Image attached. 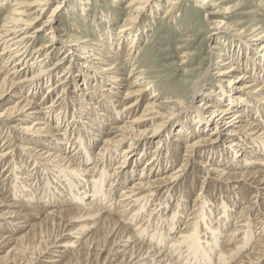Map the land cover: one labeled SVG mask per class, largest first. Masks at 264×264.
Instances as JSON below:
<instances>
[{"label":"bare ground","instance_id":"1","mask_svg":"<svg viewBox=\"0 0 264 264\" xmlns=\"http://www.w3.org/2000/svg\"><path fill=\"white\" fill-rule=\"evenodd\" d=\"M3 1L0 0V3ZM49 1L18 0L13 4L11 15L3 18L0 16V59L7 56L22 60L20 62L14 59L18 63H14L9 69V71L12 70L13 75L10 74L12 77L6 75L0 68V89H3V93H0V107L6 102H11L10 106L0 112V118L7 115L10 120L21 121L20 130L24 133L19 140L12 141L10 133L7 131L4 135L2 132L5 129L0 128L3 147L8 143L4 149L9 150L4 152L5 150L2 149L0 152V175L3 176L6 167L8 168L6 166L8 153L15 154L22 150L36 159L32 164L34 171L35 166L39 168L41 165V160L51 164L55 169L47 168L43 164L46 168L44 175L48 177V181L57 182L53 188L50 185L51 181L47 184L43 183L53 192L52 195L56 196V199L52 197L51 200L47 198L48 195L47 199L42 200V196L39 198L35 190L36 186L32 184L18 187L15 196L5 195L0 191V264H264V155L255 153L259 145L256 147L253 143L251 144V140L259 142L264 150V127L255 122L257 119L253 120L254 118L251 119L245 114L246 109H250V102L246 98L251 93L248 89L255 84H246L251 75L237 76L238 85L234 86L232 91L224 84L222 85V89L217 91L222 105H218L219 103L218 106L214 105L215 100L208 99V96L213 94L214 89L211 90L209 94H206L208 100L202 103L204 105L201 106L202 108L193 104L194 99L202 93L205 86L200 82L203 78H199L193 87L191 103L181 112L185 115L182 118L183 121L180 120L175 127L171 126L167 129L169 122H166V118L170 108L157 103L156 98L159 93L157 94L155 90L147 98L146 108L141 116L136 118L134 116L131 120L126 119L128 112L131 113L139 107L138 103L141 102L149 87L148 84L146 88L139 87L145 81L139 72V74L134 72L135 68L131 69L127 80L133 78L129 88L138 87V89L133 91L125 89L121 94L120 85L123 86V81L117 75L116 66L108 64L103 58L102 51V53L91 52L87 56H82V62L74 63L69 67L74 66L75 71H80L84 77L83 83L76 87L72 86L70 91L69 88L64 91L63 86H69L73 81L67 80L65 83L60 81L67 72L53 80L50 68L40 67L38 71L31 73L32 64L30 63L29 66L27 61L23 63L27 53L25 50L24 52L19 50L21 45L35 41L40 34L52 36L53 43L62 40L58 38V29L54 22L63 3L62 0H58L47 14ZM196 1L206 11H211L217 2V0ZM147 2L148 0H131L127 7L138 15L144 3ZM168 3L167 12L172 6L178 4V0H170ZM133 18L132 16L130 20ZM105 21L111 25L108 17ZM34 24L36 26L30 29V26ZM125 32H127L126 35L129 34V29ZM105 35H107L105 48L109 47L111 50L115 42L117 43L116 38L111 30ZM136 35L133 42L140 40L137 33ZM263 36L264 34H261L258 38ZM222 41L225 47L229 45L225 42L226 40ZM121 44L118 42V50ZM74 46L68 51L69 56H77L78 51L85 48ZM259 49L262 52L258 58H255L254 50L250 54L246 50L247 58L238 54H234L233 58H236L241 67L252 69L253 73H251L257 79L262 78L263 83L264 42ZM38 50L41 51L42 48L39 47ZM229 52L231 51L226 48L222 54L232 57ZM228 63L225 62L224 65ZM237 70L239 65L234 64L230 69L222 70L220 73L233 74ZM45 83L48 88L43 98H49L51 102L50 100L44 102L43 99L35 101L29 98L31 96L28 95V97L21 92L23 84L41 91ZM99 89L113 102H115L114 99L117 102L121 98L131 101L127 107L128 112L125 113L127 109L119 108L121 111L118 116L121 115L123 123L112 127V129L116 128L112 135L105 133L103 137L100 134L103 130H100L98 126L100 121L96 122L95 119L93 123L89 116H87L88 120L84 121L88 114L86 110L94 104L93 100L96 94L98 95ZM58 91L63 92V95L58 98L62 101L56 104L53 99ZM255 92L264 100L262 85ZM71 94H74L73 99L77 100L78 108L72 112L71 109L69 110L72 119L68 120L65 111H57ZM239 94L242 95L238 96ZM168 102L167 99L163 101V103ZM68 103L69 106L74 104L69 101ZM239 107L246 109L234 112L233 108ZM260 107L261 105L255 109V112L260 111ZM252 110H254L253 107ZM194 111L197 114H193ZM210 111L212 115L209 116L206 113ZM259 116L261 115L258 114L255 118ZM73 121L78 123L74 124ZM61 122L77 125V130L82 129L81 126L86 124L93 134L90 146L85 139H80L78 145L76 144L78 147L71 143L74 148L68 151V146L65 145L69 142L68 138L65 137L66 142L62 140L67 130L63 131ZM184 131L185 142L181 141V134ZM30 139L38 141L36 142L38 144H45L46 146L42 145L43 149L47 148L51 142L58 144L57 141H59L65 144H62L63 148L57 147L58 152L54 149L40 152L32 150L31 145L26 146V142ZM98 139L101 143L92 152ZM152 142L156 145L151 146ZM209 147L214 152H223V158L219 159V155L213 156L210 165L208 161L205 162L200 157L201 151ZM168 148L174 149L177 153L182 152L186 157V165L200 164L202 169L206 168V177L212 179L210 181L213 186L230 190L238 197L230 200L225 196L223 205L220 206L217 205L216 200L215 203L213 202V207L208 202L199 208L198 213L191 212L186 203L182 204V211L180 209L168 211L170 202L162 204L157 196L172 190L186 169L174 167L170 169L172 171H162V164L166 167L172 166L169 160L165 159L167 155L166 157L163 155V150ZM230 156L233 158L230 159ZM117 159V165L112 169L109 187L105 188L108 171ZM38 172L35 174L36 180L37 176L41 175ZM129 180L132 181L129 182ZM119 186L122 188L118 195H115ZM61 187L68 190V194ZM63 192L66 196L62 195ZM249 192L251 195L247 200L245 196ZM235 208H237L236 212L233 211ZM125 215H128V218L123 220ZM183 216H185L184 219ZM140 218L141 220L135 224V221ZM155 218L162 222L160 226L156 223L159 226L156 228L157 231H153L151 226ZM253 220H255L254 225L251 223ZM182 221H184L183 225L179 229L178 225ZM253 236L255 238L249 244ZM217 250H219L218 253L214 255L213 253Z\"/></svg>","mask_w":264,"mask_h":264},{"label":"rangeland","instance_id":"2","mask_svg":"<svg viewBox=\"0 0 264 264\" xmlns=\"http://www.w3.org/2000/svg\"><path fill=\"white\" fill-rule=\"evenodd\" d=\"M16 1L18 0H4L3 2L0 3L1 18L11 15L13 4ZM57 1L58 0H50L48 2L47 10H46L47 14L50 12V10L52 9L51 7ZM169 1L170 0H148L147 3H144L143 9H141V12H139L137 15V13L134 12L135 13L134 14L133 11H130V8L127 7V4L131 2V0H62L63 3L62 7L60 8V11L57 13V17L54 22L55 27L58 29V36H59L58 38L62 39L61 40L62 42L59 41L57 43H53L54 40H52L51 38L52 36L49 35L47 36L46 34H40V36L35 41H31L28 42L27 44L21 45L20 48L23 47L22 49L19 48L21 52H24L25 50V53H27L26 56L30 58L29 60L26 57L23 63L27 61L26 63H29V66L30 63L32 64L31 73H34V71L35 72L38 71L40 67L50 68L53 76V80L58 79L57 78L58 75L60 76L63 73L67 72L66 76H63L61 78L62 80L60 81L61 82L63 81V83H65L67 80L73 81V83L69 84V86L68 85L63 86L64 91L65 89L68 88L70 91V88H72V86L76 87V85L83 83L84 77L83 75H81L80 71L77 72L75 71L76 69H74V66L73 68H69V67H71V65L74 63L78 64L82 62L81 60L82 56H87L91 52L98 54L102 51L104 54L103 58L107 60L106 62L108 64L111 65L113 64L114 66H116V70H118L117 75L123 81V86L120 85L121 94L123 93L122 91H124L125 89H128L130 91L136 90V88L138 89V87L129 88L133 82V78L127 80L128 75L131 73V69L135 68L134 72L136 73L139 72L140 76L144 77L143 81H145L144 84L139 87L146 88V86L149 85L148 90L145 91V95L143 96V99L141 100V102L138 103L139 107L137 109H134L133 112L131 113L128 112L127 107L128 104L129 105L131 104L130 99L121 98L122 100L120 99V101L117 102L116 99H114L115 102H113L111 99L104 96L103 93H101L102 91L99 89V91L97 90L98 95L96 94L97 98L95 97V99L93 100L95 101L93 102L94 104L88 107L89 109L87 108L86 110L88 114L85 116L84 121L88 120L87 116L91 118L93 123L95 121L96 122L100 121L98 126L100 127V130H103L100 133L102 137L103 135H105V133L108 135H112L113 131L116 129V128L112 129V127H114L115 125H116L115 127H117L118 125L123 123L121 122V120H123L122 118H120L121 115L118 116L119 111H121L122 109L124 110L127 109L125 111V113L128 112V114H126L127 116L126 119L131 120L134 118V116L135 118L141 116L144 109L146 108V100L152 93H154V90L156 91L157 94L159 93V96L156 98V100L158 99L157 103L163 104L170 108V113L166 118V122H169V126L167 127L168 129L171 126L175 127L180 120L183 121L182 118H184L185 115L182 114L181 112L182 110L185 109L186 106H188L191 103L192 96L194 93L193 87L195 86L196 81H198L199 78L200 79L203 78V80H201L200 82L204 83L205 86L203 87L202 93L196 96V98L193 101V104L200 108L201 106L202 107L204 106L202 103H206V101L210 98L215 100L214 105H217L218 103H219L218 105H222L219 102L221 97H218L219 92L217 91L222 89L223 84L227 89L232 91L234 89V86L238 85V82H236L237 76L242 74L248 76L251 75V77H249L247 80L246 83L247 85H249L250 83L256 84V85L254 84V86L248 89L251 91V93H249L246 98L250 102L249 105L250 109L245 108L247 110L245 114L247 115V117H250L251 119L254 118L253 120L257 119L255 120V122L257 121L259 124H261L262 127H264V120H263L264 100L261 97L259 98L258 93L255 92L260 85L264 87L263 85L264 81L262 83L261 81L262 78L257 79V77H255L252 74L253 73L252 69L247 67L244 68L241 67L242 65L238 63L236 58H233L235 57L234 54L235 55L238 54V56L241 55L244 58H247L248 53L246 50H248L249 54L255 52L256 53L255 58H258V55L261 54L262 51L259 48L261 43L264 42V36L262 38H258V37L259 35L264 34V0H217L216 5L213 6L214 8L211 9V11H206V9H204L203 6L200 5L196 0H178V4L172 6L171 10L167 12L169 7V3H168ZM132 16L134 18L133 20H130L132 19ZM106 17H108L111 20V25L109 22L105 21ZM35 26L36 24L31 25L30 29ZM128 29H129V34L126 35L127 32L125 31ZM110 30L113 33L114 37L116 38L115 41H117V43L115 42V44L112 46L111 50L109 49V47L105 48L107 46L106 45L107 35L105 34H107V31ZM136 33L140 37L139 38L140 40L138 42L137 41L133 42V38L137 37ZM222 40L224 41L226 40L225 42L229 43V45L225 47L224 42ZM118 42L122 43L119 50H118ZM48 44L50 46H48ZM78 45H80L79 47L83 46L85 48L80 49V51H78L77 56L74 55L69 56L68 51H70V48L72 46H74L75 48H79L77 47ZM39 47L42 48L41 51L38 50ZM226 48L229 49V51H231L229 52V54L232 57H229V55L225 56L222 54L223 50H225ZM14 59L20 61V59L18 58H10L7 56L6 58L0 59V65H1L0 68L5 71L6 75L9 76L13 75L11 74L12 70L9 71V69L14 65V63L16 64L17 60ZM225 62H229L230 64L228 63L224 65ZM234 64H236L237 66L239 65V70H237L236 73L226 74V75H222L220 73L222 70L230 69ZM19 65L21 66V64ZM47 86L48 85L46 83L43 84L41 91H39L30 88L28 84H23L21 88V92L23 94H26L27 96L28 95L31 96L28 97L32 98L35 101H39L43 99L44 102L45 101L47 102L50 99L43 98L44 94L47 92V88H48ZM213 89H214L213 94L209 95L208 99H206L207 97L206 94L207 93L209 94V92H211V90ZM0 93H3V89H0ZM60 95H63V92L59 93L58 91L57 94H55L53 99L54 103L56 102V104H58L62 101V99L60 100L58 99L60 98ZM100 95H102L103 97ZM240 95L242 94H239L238 96ZM73 98H74V94H71L69 98L67 97V100L65 101L66 103H64L63 106H61V109L57 111V112L65 111L66 115L68 116L67 117L68 120L72 119L69 110L71 109L72 112L74 109L78 108L77 107L78 102ZM165 99H167V101L169 102L163 103ZM68 101L73 102L74 104H72V106H69ZM10 103L6 102L2 104V106L0 107V112H3L6 107L10 106ZM123 103L125 104V106ZM260 105H261L260 111L255 112V109H258ZM252 107L254 110H252ZM241 108L242 107L233 108V110H235L234 112H236L239 111ZM193 114H197V112L194 111ZM206 114L210 116L212 115V111H210L209 113L207 112ZM258 114L261 115L258 117L260 118V121H258V118H255L256 116H258ZM100 117H102V119H100ZM20 122L21 121L8 119L7 115L2 116L0 118V128L5 129L4 132L2 133L5 135V133L8 131V133H10L9 135L12 136L10 138L12 139V141L19 140L21 134H24L23 131L20 130V127L22 126ZM75 123L77 124L78 121L74 122V124ZM61 124L63 131L67 130L63 135L62 140L66 142V139L68 138L69 144L68 143L65 144L61 142L59 143V141H57L58 144H54L51 142L50 144H48L47 148L43 149V146H46L45 144L43 143L38 144L36 143L38 141H34L30 139L29 141L26 142L27 143L26 146L29 147L31 145L30 147L32 150L40 151V152L44 150L46 151V149L47 150L54 149L56 150V152H58L57 147L61 146L63 148L62 144L68 146L67 149L68 151H70L72 150V148H74V146H71V143L78 145V140L80 142V139H85L88 142L87 145H89L90 141H92L93 134H91L92 132L88 130L86 124L82 125L81 126L82 129L79 128L78 130H77L78 127L77 125L74 124L69 125L68 123L65 122H61ZM94 126L95 128H97L96 125ZM207 132L209 133V131ZM181 138H182L181 141L185 142L186 140L185 131L182 132ZM2 139L3 136L0 137V152H2L1 151L2 149L5 150L4 148H6L8 145L7 143L3 147ZM251 141H250L251 144L252 143L254 144V145L252 144L253 146L256 147L258 145L261 146V147L258 146L256 148L255 153L264 155V150H262V144H259V142H255L254 140ZM100 143L101 141L98 139L97 142L95 143L94 149H92V152H94L97 149ZM151 144H152L151 146L156 145V143L154 142H152ZM39 145L40 147H38ZM8 151L9 150H5L4 152H8ZM173 151L174 149L172 150V148L163 150L164 157H166L165 155H167L165 159L169 160V163H171L172 166L168 165L166 167L164 164H162L161 165L162 171L163 172L165 170L172 171L170 169L174 167L177 168L184 167L186 169L184 174L180 178H178V180L176 181V185L172 190H169L162 196L161 195L157 196L158 201L161 202L162 204H168V202H170L168 211L171 212L172 210H179V209L182 211L181 209L183 207L182 204L186 203L187 205H189V209L191 210V212L194 213L196 211V213H198L199 208H202L203 206H205V204H208V202L213 207V202L215 203L216 200L217 205L220 206L223 205V200H225L226 197L229 198L230 200H233L234 199L233 197H238L237 195H234L230 190L219 189L218 187L213 186L212 181H210L212 179H208L206 177V171H207L206 168L202 169V166L200 164L194 165L188 163L186 165V161H185L186 157L183 156V153L182 152L177 153L176 151L174 152ZM27 155L29 156L28 153L26 154L22 150L18 151L15 154L8 153V156H6V158H8L9 160L6 161V166H8V168L5 166L6 167L5 174L3 176L0 175V179H1L0 191H2L1 193L5 195L15 196L16 191H18L17 189H19L18 187H24V185L32 184L33 186H36L35 190L37 191L39 198L40 196H42L41 197L42 200L45 199L47 195H48L47 198L49 200L55 198L56 196L52 195L53 192L50 191L49 188H46L43 184V183L47 184L51 181L50 183L51 188L54 187V184L57 182H53L52 180L48 181L49 179H47L48 177H46L44 173L46 169L45 166L47 168L50 167V169L52 170L55 168H53L51 164L45 162V160H41L40 161L41 165L39 166V168L35 166L36 169L34 171V165L32 164L35 162L36 159L31 156L28 157ZM200 155H201L200 157H202V160H204L205 162L206 161L209 162V165L211 164V160L213 156L216 157V155H219L218 156L219 159L223 158L222 151L214 152V150H212L211 147L202 150ZM230 157H229L230 159L233 158V156ZM117 161L118 159L113 163V166L108 171L105 188L109 187V183L111 181L112 169L117 165L116 164ZM218 161H219L218 163H220V160ZM38 171L41 173L40 176L42 178L40 176H37V180H36L35 174H37ZM22 176L25 179L22 178ZM131 181L132 180H129V182ZM61 188L65 191V193L67 192L68 194V190L66 191L64 187ZM120 188H122V186H119L117 188V192L115 193V195H118ZM250 193L251 192L247 193V195L245 196L247 200L251 195ZM62 195H65L64 192L62 193ZM213 195L215 197H213ZM175 203L176 204L179 203V204L176 205ZM237 208H235V210L233 211L236 212ZM127 216L128 215H125L123 217V220L127 219L128 218ZM32 217L36 218L34 216ZM184 218L185 216H183V219ZM140 220L141 218L137 219L135 221V224ZM160 222L161 221L156 218L153 219L152 223L155 224L154 226L151 223V226L153 227L152 228L153 231H157L156 228H159V226L162 223ZM183 222L184 221H182L178 225L179 229L183 225ZM156 223L160 225L158 226L156 225ZM251 223L254 225L255 220H253ZM254 238L255 236H253L249 244L253 242ZM218 251L219 250H217L213 254L216 255Z\"/></svg>","mask_w":264,"mask_h":264}]
</instances>
